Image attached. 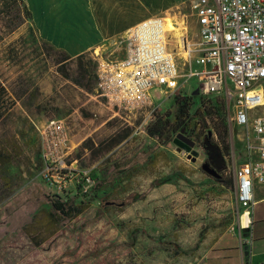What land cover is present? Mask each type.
Listing matches in <instances>:
<instances>
[{"label":"rangeland","instance_id":"374dc122","mask_svg":"<svg viewBox=\"0 0 264 264\" xmlns=\"http://www.w3.org/2000/svg\"><path fill=\"white\" fill-rule=\"evenodd\" d=\"M5 2L0 0V9ZM192 5L179 19L174 17L179 22L185 20L190 37L197 30ZM2 11L0 85L6 92L0 100V151L10 160L0 157V264H193L206 253L217 254L221 238L231 240L238 231L250 237L253 227L239 219L234 185L225 182L233 176V159L222 153L224 182L202 169V164L210 161L203 141L210 135L218 144L221 119L208 122L207 127L192 121L175 135L184 142L192 141L190 152L175 141L158 143L148 135L147 126L158 113L176 111L174 99L179 91L168 96L159 86L152 87L157 111L145 125L148 107L115 114V107L102 96L97 99L103 104L86 94V89H79L84 87L76 61L73 71L68 63L72 83L64 85L73 101L60 106L40 83L42 75H55L53 51L24 24L27 17L22 5ZM19 16L24 23L19 24ZM88 58L92 59L93 73H97L107 57L93 51ZM53 81L59 86L56 79ZM198 86L199 80L193 77L181 91L192 93ZM95 89L98 93L97 84ZM223 113L227 118V111ZM54 117L67 120L74 148L70 159L78 160L72 173L74 181L64 192H58L43 176L40 128L43 121ZM123 129H129L130 136L96 162H92L90 152L81 150L88 137L98 143ZM242 133V128L230 127L227 137L237 151V163L245 161V142L238 135ZM152 151L155 161L139 167V160ZM195 156L197 161H193ZM114 169H127L132 174L105 197L113 204L105 206L93 195H80L78 203L89 205L80 216L59 221L53 218L50 198L76 195L77 179L83 177V171L110 181ZM167 178L171 180L153 185ZM139 196L145 197L135 201ZM256 201L255 212H263L262 186L256 189ZM200 233L204 235L201 254L193 250ZM185 250L193 252L186 254Z\"/></svg>","mask_w":264,"mask_h":264},{"label":"built area","instance_id":"2783aa9c","mask_svg":"<svg viewBox=\"0 0 264 264\" xmlns=\"http://www.w3.org/2000/svg\"><path fill=\"white\" fill-rule=\"evenodd\" d=\"M192 6L199 39L184 42L182 57L169 47L166 19L148 17L114 41L124 45V55L110 51L100 63L98 93L115 107V114L148 107L145 125L157 111L150 93L154 86L171 96L196 77L200 95L221 97L230 127L243 129L238 135L245 142V161L237 163L234 147L228 157L233 159L236 201L243 210L239 218L247 214V226L253 227L256 189H264V0H194ZM40 132L44 179L64 192L78 163L70 159L71 129L65 118L54 117L43 121ZM81 175L77 186L94 184L89 170ZM252 237L253 231L245 241L251 244Z\"/></svg>","mask_w":264,"mask_h":264},{"label":"crops","instance_id":"0c3cea01","mask_svg":"<svg viewBox=\"0 0 264 264\" xmlns=\"http://www.w3.org/2000/svg\"><path fill=\"white\" fill-rule=\"evenodd\" d=\"M28 9L30 15L26 18L28 26L32 27L36 36L58 50H62L71 56L70 65L74 66L76 58L83 53H92L96 56L110 54L124 55V45L116 46L119 40L139 22L152 16H161L171 19L175 29H167L169 36V47L175 50L179 57L184 55L183 45L185 41H196L199 39V24L196 16V32L190 37L188 25L175 20L174 17L183 15L191 8L194 0H19ZM8 2V0H7ZM45 17V18H42ZM182 25H181V24ZM180 29V34L176 29ZM196 37V38H195ZM45 56V53L41 54ZM66 61V62H67ZM55 75L46 73L42 75L40 83L46 95H54L56 104L62 106L73 101L71 93L66 87L72 83L73 75L63 76L58 70ZM35 76V75H33ZM53 79H56L54 85ZM66 85V86H64ZM84 90L85 88H79ZM85 91L86 94L97 98L99 94ZM100 103L103 104L101 101ZM61 118V117H60ZM235 194V191H234ZM264 212V211H263ZM256 210L253 219L252 243L248 244L245 238L247 233H235L230 238H221V247L217 254L209 253L199 258L198 263L193 264H257L264 262V213ZM243 213V210H240ZM240 219V218H239ZM241 221V220H240ZM239 222V221H238ZM204 239V238H203ZM199 241V240H198ZM203 240L193 250L201 251ZM213 249V248H212ZM193 250H185L184 253H191ZM201 254V252H200Z\"/></svg>","mask_w":264,"mask_h":264},{"label":"trees","instance_id":"16d2710c","mask_svg":"<svg viewBox=\"0 0 264 264\" xmlns=\"http://www.w3.org/2000/svg\"><path fill=\"white\" fill-rule=\"evenodd\" d=\"M18 5H22L19 0H6L5 6L0 9V12H3V9L11 11L13 8ZM23 6V5H22ZM24 15L28 18L30 12L26 7L23 6ZM19 24L24 23V20L21 16ZM45 43V42H44ZM47 44V43H46ZM54 53L52 60L54 64H59L58 69L60 71L66 72V77L72 75L69 72L68 61L71 59V56L62 50H58L53 46L47 44ZM90 52L83 53L76 58L77 70L80 77L83 79L81 84L83 87L90 91L94 92V88L98 83V70L97 73L92 71V59L88 58ZM49 56V55H48ZM93 58V57H92ZM67 61V62H66ZM80 82V81H79ZM6 90L0 85V100L1 97L5 94ZM175 104L176 111L174 113L166 114H157L155 118L148 124L147 133L148 135L156 140L158 143L166 144L172 141H176L175 135L181 131L183 128L187 127L192 121H196L200 126L203 125L207 127L208 122H214L216 120L220 121L218 128V135L220 141L217 145L220 146V149L223 154H231V144L227 141V137L230 130V125L228 119L224 116L223 111L226 110L225 103L223 99L219 96H202L198 93L197 90H194L192 93H187L185 91H179L175 95ZM131 134L129 129H123L117 134L109 138L108 140H102L100 142H95L93 138L88 137L85 139L81 145V150L83 152H90L92 162H96L110 151H112L116 146L122 143L127 139ZM0 157L10 160L8 155L0 151ZM144 158V157H143ZM142 158V159H143ZM141 159V160H142ZM156 159V154L154 151L148 156H146L142 161L139 160V167L148 166ZM113 177L108 181L107 177H104L98 180L96 174L91 175V179L94 181L93 185H89L86 188L84 187V182L79 183L77 186V194L68 199L61 198H50V203L53 208V218L56 220H65V219H75L80 216L87 208L88 204L78 203L80 195H93L100 202H103L105 206L111 205L113 203L106 201L105 197L111 194L116 187L121 185L126 179L130 178L132 173H127V169H114L112 172ZM98 180V181H97ZM171 179H163L159 182H154V186H159L161 184L169 182ZM218 182H224V177L216 179ZM229 186L234 185L233 176L225 181ZM86 189V190H85ZM145 196L135 197L134 200L143 199ZM204 235L200 233L199 241L196 245V248L199 246V243L203 240ZM177 246V245H175ZM187 252V251H185Z\"/></svg>","mask_w":264,"mask_h":264},{"label":"water","instance_id":"95a60500","mask_svg":"<svg viewBox=\"0 0 264 264\" xmlns=\"http://www.w3.org/2000/svg\"><path fill=\"white\" fill-rule=\"evenodd\" d=\"M175 142L181 146L186 147L189 152L192 150L193 143L190 140H188V142H184L180 138H176ZM203 144L210 157V162L203 163L202 169L208 175L219 179L222 177L220 169L224 164V158L222 157V151L220 149V146L211 141L210 135L204 139ZM189 156H192V154L189 153ZM193 161H197L196 156L193 157Z\"/></svg>","mask_w":264,"mask_h":264},{"label":"bare ground","instance_id":"6f19581e","mask_svg":"<svg viewBox=\"0 0 264 264\" xmlns=\"http://www.w3.org/2000/svg\"><path fill=\"white\" fill-rule=\"evenodd\" d=\"M169 22H168V25H167V27H166V29H175L176 27L174 26V23H172V21H171V19H169L168 20ZM181 24V23H180ZM182 25V24H181ZM180 29L181 28H179V29H176V32L178 33V34H180ZM248 215L247 214H245L242 218H241V220L246 224V226H247V222H248Z\"/></svg>","mask_w":264,"mask_h":264},{"label":"flooded vegetation","instance_id":"af4514ba","mask_svg":"<svg viewBox=\"0 0 264 264\" xmlns=\"http://www.w3.org/2000/svg\"><path fill=\"white\" fill-rule=\"evenodd\" d=\"M210 162V161H209Z\"/></svg>","mask_w":264,"mask_h":264}]
</instances>
